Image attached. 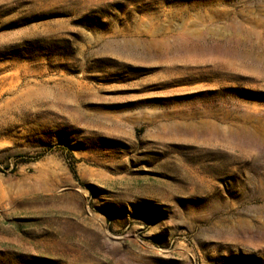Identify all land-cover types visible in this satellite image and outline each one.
<instances>
[{
  "label": "rangeland",
  "instance_id": "374dc122",
  "mask_svg": "<svg viewBox=\"0 0 264 264\" xmlns=\"http://www.w3.org/2000/svg\"><path fill=\"white\" fill-rule=\"evenodd\" d=\"M250 52L264 0H0V264H264Z\"/></svg>",
  "mask_w": 264,
  "mask_h": 264
},
{
  "label": "bare ground",
  "instance_id": "6f19581e",
  "mask_svg": "<svg viewBox=\"0 0 264 264\" xmlns=\"http://www.w3.org/2000/svg\"><path fill=\"white\" fill-rule=\"evenodd\" d=\"M239 56H243L242 54H239ZM249 59H251L252 60V64L251 63H246L247 64V66H248V68L249 67H258L259 66V69H261L262 71H264V65H263V63H261L260 62V59L259 58H254V55H253V52H250V53H248V55H246ZM248 62V61H247ZM257 69V68H256ZM258 70V69H257ZM262 73V72H261Z\"/></svg>",
  "mask_w": 264,
  "mask_h": 264
}]
</instances>
